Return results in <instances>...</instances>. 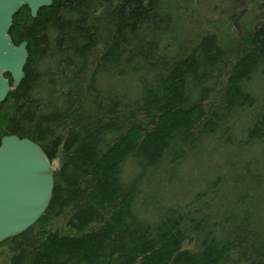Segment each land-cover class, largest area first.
Returning <instances> with one entry per match:
<instances>
[{"label":"trees","instance_id":"obj_1","mask_svg":"<svg viewBox=\"0 0 264 264\" xmlns=\"http://www.w3.org/2000/svg\"><path fill=\"white\" fill-rule=\"evenodd\" d=\"M182 1L14 17L0 142L37 143L55 188L0 264H264V0Z\"/></svg>","mask_w":264,"mask_h":264},{"label":"water","instance_id":"obj_2","mask_svg":"<svg viewBox=\"0 0 264 264\" xmlns=\"http://www.w3.org/2000/svg\"><path fill=\"white\" fill-rule=\"evenodd\" d=\"M52 0H0V106L25 78L27 43L10 36L14 17L28 7L35 18ZM10 75L12 83L6 78ZM55 188L52 161L30 139L5 136L0 142V245L35 225L48 210Z\"/></svg>","mask_w":264,"mask_h":264},{"label":"rangeland","instance_id":"obj_3","mask_svg":"<svg viewBox=\"0 0 264 264\" xmlns=\"http://www.w3.org/2000/svg\"><path fill=\"white\" fill-rule=\"evenodd\" d=\"M179 2H183L182 0H178ZM209 1V0H208ZM237 1V0H236ZM238 2V1H237ZM229 11H230V9H229ZM232 11V10H231ZM231 13V15H234L233 14V12H230ZM197 15H198V17H200V14H199V12H198V10H197ZM218 18V17H217ZM195 29V28H194ZM196 30V29H195ZM198 34H199V32H198ZM197 34V35H198ZM183 40H184V37H183ZM180 45H181V43H180Z\"/></svg>","mask_w":264,"mask_h":264}]
</instances>
